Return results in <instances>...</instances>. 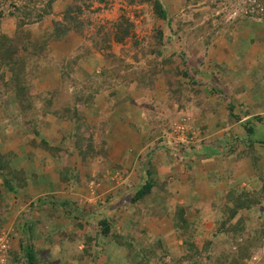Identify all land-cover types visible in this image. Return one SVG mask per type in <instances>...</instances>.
I'll return each mask as SVG.
<instances>
[{
	"label": "rangeland",
	"instance_id": "374dc122",
	"mask_svg": "<svg viewBox=\"0 0 264 264\" xmlns=\"http://www.w3.org/2000/svg\"><path fill=\"white\" fill-rule=\"evenodd\" d=\"M56 22L69 29L61 40ZM254 64L264 66V0H0V264H25V246L37 264H264V186H253L249 165L236 168L217 214L192 209L193 192L213 196L184 178L131 201L153 181L147 158L159 148L184 157L214 132L234 152L222 161L246 151L234 141L244 134L228 128L239 111L210 114L233 101L247 110L233 84ZM114 117L133 134L130 167L109 161ZM230 209L236 238L218 234ZM104 217L117 219L119 246L95 242ZM58 242L70 262L52 259Z\"/></svg>",
	"mask_w": 264,
	"mask_h": 264
},
{
	"label": "crops",
	"instance_id": "0c3cea01",
	"mask_svg": "<svg viewBox=\"0 0 264 264\" xmlns=\"http://www.w3.org/2000/svg\"><path fill=\"white\" fill-rule=\"evenodd\" d=\"M254 68L250 67V73L252 78L250 77L248 81L241 82L236 81L233 85L236 86H242L240 88L241 94L240 95V101H243L242 103L245 104L246 111L242 112L238 109V106L233 101V108L232 105L229 103L226 104H218L213 108V111L211 110V118H216L217 120L215 122H218V119L222 118L223 115L227 112L225 109L228 108L230 111L229 114H233L237 111H239V114L241 115V118L239 121H235V125H231L228 128L234 129L237 135L244 134L246 135L245 128L243 127V124L248 120H253L258 117V120H256V129L257 133L264 140V66L254 64ZM238 67V66H237ZM243 70L241 69V66L238 67L237 71ZM254 75V77H253ZM232 110V111H231ZM233 115H231L233 118H235ZM237 117V116H236ZM112 121L110 123L111 125L108 126L107 132H106V143L108 144L107 149H109V161L113 165L118 166H126L130 167L132 162L136 159V157L132 158L130 149L128 148L130 144V140L132 139L133 134L131 136V139H127L124 135L126 133V130H124L119 124L120 120L117 122ZM113 120V119H112ZM117 122V123H116ZM235 126V127H234ZM237 126H239V129H242V131H238ZM220 129V128H219ZM226 129H224L225 131ZM233 132V131H232ZM214 132H210L208 136V139L206 141H203V144L199 147L188 149L184 148L182 152L184 157L181 156H175L173 158L172 152L167 154V152H164L163 148H159L158 152L156 154H152L153 156L149 155L148 159V167L147 171L152 170V180L154 183V192L156 188L163 182L169 183L168 185L172 187L175 186V181H178L180 178H184L183 181L185 184V188L188 187L190 189H193L195 187H201L206 188L209 192L212 193L213 197H209L206 201L202 202L200 201L197 196L193 195L186 198L190 199L193 202V208L198 207V203L203 207V204L209 205L210 208L208 210L202 209L203 212L217 214L219 209L217 207L218 202L220 200V197L226 198L229 193L236 190V185L238 183L237 180V173L235 172L236 168H242V166L245 167V165H249L251 169L250 174H247L250 179H252L253 186H257V188L260 190L264 186V147L261 148V153L257 150V146H262L264 143H256L254 148L251 150L252 156L246 157L243 156L242 153H239V157L235 160H231L230 156H228L224 161L220 159L221 156L231 155L234 154L233 151L227 152L226 154L222 151V141L219 140L218 144V138L214 137L213 135H210ZM219 134V133H218ZM262 134V135H261ZM229 135V134H227ZM235 135V133H232V138ZM211 137V138H210ZM210 138V139H209ZM217 139V140H216ZM132 141V140H131ZM245 146H248L245 141ZM235 149V148H233ZM236 153V151H235ZM159 155H161V159H159ZM139 156V155H138ZM202 157L204 159L201 160ZM254 157L257 158L254 159ZM183 158V159H182ZM201 161H200V160ZM151 160V161H150ZM125 167V168H126ZM208 167V168H207ZM262 175V177H261ZM178 178V179H177ZM254 178L257 180H254ZM178 181V182H180ZM246 187V183H243ZM226 191V192H225ZM108 191H102V195L107 193ZM221 194V196H220ZM89 197L90 195L87 194ZM105 196V195H103ZM148 198V197H147ZM164 198V196L162 197ZM166 198V197H165ZM164 198V199H165ZM114 199V198H113ZM218 200V201H217ZM181 202V201H180ZM198 202L196 205L195 203ZM231 205L230 203L227 205ZM192 207V206H191ZM193 211V210H192ZM244 211H249V209H245ZM220 213V212H219ZM57 224H60L61 227L67 228L70 224H73L71 220L66 221L64 220H57ZM51 245H53L52 242H50ZM59 252V253H58ZM85 257H81L82 260ZM53 260L56 261H66L70 262L69 255L67 254L65 248L63 245H61L59 242L57 243V248L53 249ZM106 263V261H105Z\"/></svg>",
	"mask_w": 264,
	"mask_h": 264
},
{
	"label": "trees",
	"instance_id": "16d2710c",
	"mask_svg": "<svg viewBox=\"0 0 264 264\" xmlns=\"http://www.w3.org/2000/svg\"><path fill=\"white\" fill-rule=\"evenodd\" d=\"M156 6H158L157 9L159 10V14L162 15L163 17H165L166 16L165 10L162 8L161 3L159 1H156ZM59 23L60 22H56V24H55L57 26H56L55 32L53 33L54 36L52 37L55 40L63 39L67 35V33L69 32L68 28L62 27ZM232 107H233V105H232ZM235 114H237V113H234L233 116L236 118L237 115H235ZM255 121H256V119H253L252 121L251 120L246 121L243 124V127L245 128V131H246V135H244L243 137H239L238 136L237 138L234 139V141H237V142H239V141L245 142L246 141L247 145L249 146V148L251 150L254 148L256 143H259V142L260 143H264V140L262 138H260V136H259L260 134L258 135V133H257L258 131L256 129L257 125H256ZM248 146L246 147V151L242 152L243 156H246V157L252 156V152H249V150L247 149ZM254 159L257 160L256 157H254ZM153 184H154L153 181L152 182L148 181L146 184H144L140 189H138L136 191V193L132 197L131 201L133 203H135V202H138L140 200L146 199V196L149 194V192L153 188ZM239 204L240 203H238V206H241ZM114 205H116V204L109 205V207H107V209H109V210H110V208L112 209L114 207ZM238 209H239V207H238ZM238 209H236V210L230 209L228 222L223 224V227L219 230L218 234L222 233V234H225L226 236H232L233 238H236L235 232L238 231V224H239L238 222L239 221L234 222V219L238 215L237 214L238 213ZM226 214H227V211H226ZM104 218L101 219V221H100V226L102 227V230L96 236L95 242L98 243L101 247H105V245H107V246L116 245V242H117V245L119 246L118 243H122V242L121 241H117V240L118 239H123L124 237L123 236L122 237L117 236L116 232L114 231L115 223H116L117 219L114 218V217L113 218L112 217L111 218L108 217V218H105V219ZM242 223H243V221H242ZM227 224H228V228L226 227ZM179 229H181V227H179ZM239 229L241 230V228H239ZM184 233L185 232H181V235L184 236ZM239 233H240V235H243V231L242 230ZM105 239L107 241H105ZM130 246L132 247V245H130V244L127 245V248H130ZM23 250L25 252L24 255L26 257V263L25 264H37L36 263L37 259H36V255H35L36 252H35L34 248L32 246L31 247L30 246H25V247H23ZM108 250H109V248H107L105 250V254L106 255H108ZM135 258H139L138 255ZM108 263H109V259L107 260L106 264H108Z\"/></svg>",
	"mask_w": 264,
	"mask_h": 264
},
{
	"label": "built area",
	"instance_id": "2783aa9c",
	"mask_svg": "<svg viewBox=\"0 0 264 264\" xmlns=\"http://www.w3.org/2000/svg\"><path fill=\"white\" fill-rule=\"evenodd\" d=\"M183 130V129H182ZM180 131H181V129H180ZM182 132V131H181ZM191 140V139H190ZM190 140H188V139H186L185 140V142L187 141V144H190ZM182 142H184V141H182ZM4 241H5V239L4 238H1L0 239V246H1V248H0V263H3V259H4V255H3V253L6 251V245H4L3 246V244L2 243H4Z\"/></svg>",
	"mask_w": 264,
	"mask_h": 264
}]
</instances>
